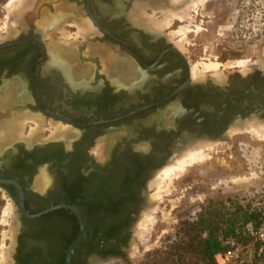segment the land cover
Listing matches in <instances>:
<instances>
[{
  "label": "flooded vegetation",
  "instance_id": "1",
  "mask_svg": "<svg viewBox=\"0 0 264 264\" xmlns=\"http://www.w3.org/2000/svg\"><path fill=\"white\" fill-rule=\"evenodd\" d=\"M136 1L51 0L0 47V128L29 119L25 136L0 140V192L15 211L10 264L127 263L161 167L264 122V73L197 78ZM44 11L56 20L38 27ZM80 25L92 31L70 44L76 59H52L45 34Z\"/></svg>",
  "mask_w": 264,
  "mask_h": 264
},
{
  "label": "rangeland",
  "instance_id": "2",
  "mask_svg": "<svg viewBox=\"0 0 264 264\" xmlns=\"http://www.w3.org/2000/svg\"><path fill=\"white\" fill-rule=\"evenodd\" d=\"M16 1L8 0L0 11V34H2L0 43L7 41L18 33L17 29H19L20 23L13 22ZM146 1L151 0H137L133 2L131 7L138 10L136 7L138 2ZM155 10H158L156 17L161 19L162 13L159 8L155 9V7L147 6L144 11L149 16H153ZM43 13L48 14L49 12L44 11ZM191 13L194 24H191L190 20L186 22L174 21L171 26L164 28V30L187 57L192 64V69L202 62L208 63L209 60H215L221 64V78L227 77L234 70H240L243 75L264 73V69L260 67L250 69L253 67L252 65L245 73L241 67H225V64L232 60H251L255 62L263 55L264 0H209L203 6L200 4L194 6ZM9 22L11 25L10 30L6 29ZM36 23L38 27H42L38 21ZM183 25H190L191 31L188 35L186 37L183 34L173 36V33L178 32ZM90 29V27L87 28V31L85 29V33L92 31ZM16 30L17 32H15ZM56 30L58 31L52 33L53 37L49 36V34L51 35L50 32L45 34L47 45L51 41L71 44L73 39H78V35L76 36L71 31H67L64 26ZM64 32H70L71 36L65 38ZM183 39L187 40V42L184 41V49L178 44ZM208 74L215 75L213 71H207L205 76ZM205 76L198 77L203 78ZM13 122L18 126L17 130L21 127V134L19 135L25 136L28 132V130L25 132V127L29 119L14 120L9 125ZM1 128L0 140H3V137L7 138V135L4 134L6 129ZM33 131L32 129L29 132L30 136L28 135V137L33 136ZM12 137H18V133H15ZM214 145L215 147L207 151V156L202 161L188 166L182 175L174 179V189L159 202L161 210L156 214L155 224L148 231V235L140 240L138 235L142 228L140 229L139 223H141V219L144 218L146 212H149L150 208L154 206V202L153 204L150 203L149 208L143 211L130 242L127 263L116 261L110 264H141L149 254L164 248L169 240L175 236L182 223L197 216L211 201L246 198L260 204L259 201L264 195V140L250 132L237 131L230 135L229 141L219 144L214 143ZM165 166H168V163L163 165L161 170ZM150 188L152 192L149 191L148 197L152 201L155 188ZM0 205V250L2 242H4L6 250L11 248L10 259L7 262V264H10L15 236V211L12 215L4 216V211L10 205L13 206V202L1 192ZM227 207H230L229 203ZM137 245L140 253L133 258V249ZM219 259L222 262V259Z\"/></svg>",
  "mask_w": 264,
  "mask_h": 264
},
{
  "label": "bare ground",
  "instance_id": "3",
  "mask_svg": "<svg viewBox=\"0 0 264 264\" xmlns=\"http://www.w3.org/2000/svg\"><path fill=\"white\" fill-rule=\"evenodd\" d=\"M207 1L209 0H155V1L151 0V1H146V2H138L136 7L138 9V12L140 13V15L138 16L140 17L142 16L144 18L145 20L144 23L148 22L155 29L163 30L164 28L171 26L174 23V21L186 22L187 20H190L191 24L192 23L194 24V19L191 17V14H192L191 12L193 10V7L199 4L203 6ZM38 3H39V0H17L15 2V9L13 11V22L18 24L20 22L19 20H21L25 16L26 12L29 10H33V8L37 7ZM147 6L155 7V9L159 8L160 12L162 13V18L158 19L156 17V12L158 10H155V14L153 16H149L147 13H145L144 10H145V7ZM60 11H63V10L60 9ZM54 20H56V17L55 18L52 17L50 19L45 17L41 25L44 24L43 25L44 27L45 26L48 27L54 22ZM6 26H7L6 29L8 30L11 29L10 22L7 23ZM87 28H85L86 31H87ZM198 28H200V26H198ZM190 31H191L190 25H183L180 27L178 32L173 33V36L183 34L184 37H186ZM15 32H17V30ZM84 32H85L84 27L80 25L77 35H80V34L83 35ZM63 34L65 38H69L71 36L70 32H64ZM1 35L2 34H0V36ZM185 40L186 39H183L178 43L182 49H184ZM52 43L54 44L52 47H50V54H51L52 59L54 60L55 59L57 60L66 59L68 61L76 59L75 53L77 50L74 52V49L72 48L73 45H70V44L66 45L68 43L65 44L61 41L57 43L54 41ZM250 65L253 66L250 69H254L257 67L264 69V53L255 62L251 60H232V61L227 62L225 64V67H232V68L241 67L245 73L248 70ZM220 66L221 64L218 61L209 60L208 63L202 62L194 66L193 71L195 72L194 74H197L198 76H205L207 71H213L216 77L221 79L220 74L222 73H220ZM17 127L18 126L15 125V122H13L12 124L8 125L7 128H2V129L3 130L6 129L4 134L6 133L7 138L12 135H15V133L16 134L18 133V137H20L19 134H21L20 133L21 127L18 130H17ZM237 131L250 132L252 134L259 136L260 138L264 140V123L262 122H257V121L249 122L247 123V125H244V127H241L239 129L238 128L233 129L230 135L233 133H236ZM18 137H15V138H18ZM3 138H4L3 139L4 141L5 139H7L5 136ZM31 139H32V136L27 138V140H31ZM4 144H7V140L4 142ZM214 147H215L214 143H210V142L209 143L201 142L196 145H193L192 147L185 150L172 163L168 164V166H165L161 170V172L156 175L155 179L150 184V187L155 188L154 190L155 192L152 195V201H151V204H153L154 202V206L150 208L151 210L149 212H146V215L144 216V218L141 219V223H139L140 229L142 228V230L139 231V235H138L140 237V240L145 238V235H148V231L152 228V225L155 224L156 219H157L156 214H158L159 211L161 210V207L159 206L160 204L159 202L160 200L162 201V198L165 195L170 194L172 190L174 189V179L182 175V173L185 171V169L188 166L196 162L202 161L207 156V151L212 150ZM13 212H14L13 206L10 205L4 211V216L7 217L6 215H12ZM2 243L3 244L0 250V263L7 264L10 258L11 248L6 250L4 247V242ZM133 252H134V255H132V257L133 258L134 256L137 257L138 253H140V249L138 245L136 246V248L133 249Z\"/></svg>",
  "mask_w": 264,
  "mask_h": 264
},
{
  "label": "trees",
  "instance_id": "4",
  "mask_svg": "<svg viewBox=\"0 0 264 264\" xmlns=\"http://www.w3.org/2000/svg\"><path fill=\"white\" fill-rule=\"evenodd\" d=\"M7 1L0 0V11ZM259 202L246 198L211 201L197 216L184 221L164 248L149 254L141 264H218L216 256L229 249L227 240L233 238L244 245L251 242L249 227L264 220V195ZM242 264H259V260Z\"/></svg>",
  "mask_w": 264,
  "mask_h": 264
},
{
  "label": "built area",
  "instance_id": "5",
  "mask_svg": "<svg viewBox=\"0 0 264 264\" xmlns=\"http://www.w3.org/2000/svg\"><path fill=\"white\" fill-rule=\"evenodd\" d=\"M249 234L251 242L246 245L233 238L227 240L226 245L229 249L216 256L218 264H242L251 260L264 263V220L257 227L250 226Z\"/></svg>",
  "mask_w": 264,
  "mask_h": 264
},
{
  "label": "water",
  "instance_id": "6",
  "mask_svg": "<svg viewBox=\"0 0 264 264\" xmlns=\"http://www.w3.org/2000/svg\"><path fill=\"white\" fill-rule=\"evenodd\" d=\"M50 2H51V0H41V1L39 2V4L37 5V7L33 8V10H29V11H27L26 14H25L26 21H30L32 18H34V17L36 16V12H34V11H36V9L38 10L42 5H44L45 3H50ZM10 43H11V42H8V41L2 42V43H0V47H3V46L8 45V44H10ZM179 156H180V155H179ZM179 156H177V157H179ZM174 160H176V158H174V159L168 161L167 163H168V164H169V163H172ZM17 188H18V187H17Z\"/></svg>",
  "mask_w": 264,
  "mask_h": 264
},
{
  "label": "crops",
  "instance_id": "7",
  "mask_svg": "<svg viewBox=\"0 0 264 264\" xmlns=\"http://www.w3.org/2000/svg\"><path fill=\"white\" fill-rule=\"evenodd\" d=\"M41 0H39V2H40ZM39 4V3H38ZM45 17H47L48 19H50V15L49 14H42V17L40 18V20L38 21L39 22V24L41 25L42 24V22H43V20H44V18ZM20 25L19 26H26V17L24 16L21 20H20ZM44 25V24H43ZM42 26V25H41ZM45 27H47V26H45ZM20 28V27H19ZM18 30V29H17Z\"/></svg>",
  "mask_w": 264,
  "mask_h": 264
}]
</instances>
